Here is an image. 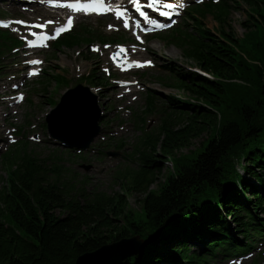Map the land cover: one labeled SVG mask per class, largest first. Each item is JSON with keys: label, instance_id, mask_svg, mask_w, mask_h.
Returning <instances> with one entry per match:
<instances>
[{"label": "trees", "instance_id": "obj_1", "mask_svg": "<svg viewBox=\"0 0 264 264\" xmlns=\"http://www.w3.org/2000/svg\"><path fill=\"white\" fill-rule=\"evenodd\" d=\"M243 1L260 22L248 14L241 23L242 38L235 34L226 11L219 10L214 31L191 18L192 36L176 39V46L183 47L187 58L213 80L193 72L177 73L178 91L192 102L169 99L173 119L165 120L156 135L142 139L139 170L123 174L121 193L86 196L63 176L61 167H47L25 146L3 161L0 264H74L81 254L122 239L138 236L148 244L178 231L204 245L205 251V240L211 237L236 243L224 214L238 235L247 230L245 217L263 225L264 0ZM194 13L201 15L198 9ZM85 41L73 36L56 50ZM170 66L174 71L175 65ZM204 134L207 138L199 147L180 154ZM240 158L246 178L237 170ZM162 160H167L164 181L147 192L155 173L164 169ZM134 193L144 194L138 211L127 203ZM244 194L250 199L245 200ZM185 244L178 239L170 251L148 247L121 264H197Z\"/></svg>", "mask_w": 264, "mask_h": 264}, {"label": "rangeland", "instance_id": "obj_2", "mask_svg": "<svg viewBox=\"0 0 264 264\" xmlns=\"http://www.w3.org/2000/svg\"><path fill=\"white\" fill-rule=\"evenodd\" d=\"M245 10L246 8L242 6L238 10H234L230 16L232 27L235 31V34H237L238 38L241 37L243 34V29L241 28L240 24L245 20V13H246ZM203 23H204L205 28L209 30L216 28V24L210 16H208L205 20H203ZM150 46H151V51L155 54V57L158 60L157 65H164L166 64V62H169V61L178 62V63L182 62L183 64H187V61L182 59L181 52L175 49L174 47L165 46L156 41L151 43ZM67 58H71V54H68ZM60 60L61 58L59 55L56 63H59ZM155 71L156 70H153L151 73H149V76L147 78H144L143 82L145 83L146 87H149L151 90H154L157 93H159L160 95L159 98L163 99V101H165L166 97H169V96H174L175 98L182 99V100L189 99L188 95L183 94L182 92H178L177 90L165 88V87H162L156 84L154 81V76H156ZM161 87L164 89H162ZM56 96H57V92L54 94L53 97L56 99ZM139 99L140 100L138 102L132 105L131 110L140 114V112L143 110L142 108L144 107V94L141 95ZM36 100L39 102V105L35 109H32V114H33L32 123L33 124H37V122H41L43 114L49 109L47 105H45L43 113L41 114V117H40L39 111L43 108V104L38 97L36 98ZM161 103L162 102L160 103L158 102V104L160 105ZM24 111L25 110L22 108V111L19 114V117L21 119L19 124H22V122L24 121V117H23ZM37 118L38 119L40 118V121L37 120ZM145 119H146V123L149 124L150 127L152 128L157 127V124L154 123V120L151 121V118L149 116H147ZM126 122L131 123V118H129ZM37 131H39V129H37ZM44 135L45 134H43V137L38 136V138L40 139V142L35 145L36 147L32 146L33 154L37 155L40 158H46L48 155H50V152L48 151L54 149L52 145L45 144L47 141V137L46 136L44 137ZM140 135H141V130L136 129L134 126H132L131 128V126L129 125L128 132L126 133L125 137L122 138L125 143L124 156H126L127 154H130L132 147L135 145V143L137 142V138ZM206 138H207V134H204L199 139L193 140L190 144V147L185 150H182L180 154L189 153L194 148L199 147V144ZM119 154H120V157L114 160L108 159V158H101V159L95 158V155H93V156L86 157V162H81L75 159H73L72 162H65L66 163L65 166L69 170V172L65 173L66 172L65 171L63 176L68 177L69 179H71L70 181L75 182V184H81L84 187V194L88 195L89 197H92L96 192H103L104 194H107V195L121 193V190L118 184L119 181L115 180L118 175V172L120 170L123 171L124 168L126 167L131 168V169H136L137 162L135 161V159L133 161L132 160L128 161L129 159L123 158L122 152H119ZM166 163H167V160H162L161 166H164V169L160 173H157V172L155 173L153 177V182L149 184L147 192L151 190H156L163 183L166 172H167L165 170V167L167 165ZM80 165L91 166L90 172L85 173L84 171L80 170L78 168ZM239 170L241 171V169ZM84 176L85 178H83ZM83 179L84 181L81 182ZM2 186H3V181L0 179V188ZM143 196H144L143 193H134L132 195H129L127 197L128 207L130 209L138 211L140 209L139 200H141ZM231 227L232 229L234 227L232 223H231ZM159 247L164 248V245H160ZM195 249L197 248L194 247V250Z\"/></svg>", "mask_w": 264, "mask_h": 264}, {"label": "water", "instance_id": "obj_3", "mask_svg": "<svg viewBox=\"0 0 264 264\" xmlns=\"http://www.w3.org/2000/svg\"><path fill=\"white\" fill-rule=\"evenodd\" d=\"M157 242L154 240L152 243L155 245ZM143 249V241L138 236L131 237L81 254L74 264H120L125 258L141 254Z\"/></svg>", "mask_w": 264, "mask_h": 264}, {"label": "snow or ice", "instance_id": "obj_4", "mask_svg": "<svg viewBox=\"0 0 264 264\" xmlns=\"http://www.w3.org/2000/svg\"><path fill=\"white\" fill-rule=\"evenodd\" d=\"M130 3L135 7L136 11L140 12L142 16L147 15V13L141 10L140 0H130ZM158 3H160V0H149L147 7L151 8L155 4H158ZM165 6L167 8L174 7L172 4H167ZM69 7H72L76 10L96 11V12H103V11L111 10L110 8H107L104 5L103 0H93V2L89 4H72V5H69ZM180 7H183V5L181 4ZM115 11H116V15L118 18L123 17L125 15V11L121 10L120 8H117ZM163 14L169 15L170 13H163ZM68 23L69 25H71V19H69ZM125 26L126 27L128 26L127 21H125ZM30 62L35 63V61H30ZM147 63H150V62H147Z\"/></svg>", "mask_w": 264, "mask_h": 264}]
</instances>
